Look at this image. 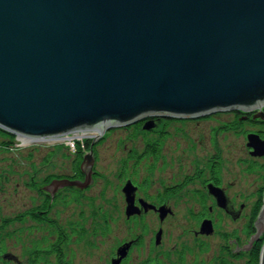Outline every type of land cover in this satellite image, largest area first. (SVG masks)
<instances>
[{"label":"water","instance_id":"1","mask_svg":"<svg viewBox=\"0 0 264 264\" xmlns=\"http://www.w3.org/2000/svg\"><path fill=\"white\" fill-rule=\"evenodd\" d=\"M261 106L264 0H0V130L6 134L39 142L95 130L93 142L103 130L156 116L193 120ZM246 147L250 156L264 157L256 135L247 136ZM86 165L91 169L90 158ZM122 192L126 218L139 215L135 188ZM208 192L227 211L223 191L208 185ZM157 212L160 221L169 213ZM258 213L256 234L231 253L248 251L261 238L264 197ZM200 233H212L209 221ZM130 245L118 248L111 264H120Z\"/></svg>","mask_w":264,"mask_h":264},{"label":"rangeland","instance_id":"2","mask_svg":"<svg viewBox=\"0 0 264 264\" xmlns=\"http://www.w3.org/2000/svg\"><path fill=\"white\" fill-rule=\"evenodd\" d=\"M232 121L229 112L165 122L167 136L162 141H155L156 133L113 129L97 148L93 171L98 176L84 191L60 186L62 182H44L47 174L58 177L70 172L73 155L66 141L10 142L0 136V264H56L48 248L58 240L57 232L26 213L46 201L48 219L67 237L59 249L68 264H109L116 249L136 239L121 264H247L248 253H231L235 249L229 242L235 240L237 247H243L256 234L248 218L258 191L264 190V158L250 156L246 147L250 134L246 132L256 127L235 122L232 128ZM149 140L160 145L157 161L142 155ZM79 144L85 150V143ZM122 161L139 187L137 197L158 202L163 190L179 188L172 197L163 198L172 215L163 222L153 212L136 219L125 217L118 177ZM216 166L214 176L227 197L236 209L243 206L235 221L203 191ZM82 168L88 172L87 165ZM202 193L205 197H200ZM200 214L212 222L214 232L209 236L194 233L199 232ZM159 229L160 243L155 245ZM263 241L264 232L252 248Z\"/></svg>","mask_w":264,"mask_h":264},{"label":"bare ground","instance_id":"3","mask_svg":"<svg viewBox=\"0 0 264 264\" xmlns=\"http://www.w3.org/2000/svg\"><path fill=\"white\" fill-rule=\"evenodd\" d=\"M218 113H229V112H218ZM215 114H217V113H215ZM230 114H232L234 116H237L239 118V121H240L241 125H244V126L247 125V126H250V127H256V129L253 130L252 132H246V133L254 134L257 137H259L261 140L264 141V137H263L264 136V122H261V121L259 122L258 121L259 119H262L264 117V106H261V107L255 109V110L249 111V112L231 111ZM169 121L172 122V121H175V120L166 119V118H160V117L156 116L155 118H152V119L148 118V119L141 120V121H139V122H137V123H135L133 125H129V126H126V127L113 128V129L123 130V128L124 129L132 128L136 132H141L142 134L151 135V134L156 133V137L158 139L156 138L155 141H162L167 136V134H165L166 132L164 131V123L165 122H169ZM113 129L103 130V132L100 135V137H97V139L95 141H93V142H92L93 138L99 135V132L95 131V130L75 131V132H72V133H70L68 135H65V136L48 138V141L52 142V143L56 142V141H66L67 144L70 145L68 147L72 150V152H71V156L73 155L72 164H73V159L76 160V156L78 154L77 151H79L80 152L78 154L79 157L85 160V162L82 165H86L88 158H90L92 160V166H91V169H87L88 172H86V171L84 172L83 169H82L83 173H85L84 175L86 176L85 181H84V183L82 185H80L76 181H73L74 176H75L73 167L70 169V172H68V174H65L64 176L52 177V175L47 174V176L44 178V182L49 183V185L50 184H54V182H56V183L62 182L67 188H71L74 191H84V190H86L88 188V186L92 183L93 178L98 176V174L93 171V165H94L93 157L94 156L91 157V155L89 153L85 154L86 152H84V151H87V150L89 151L90 150V153L91 154L95 153V156H96V152H97L98 146L100 144H102V141L105 139V136H107L109 133H112ZM0 133L1 134H4V133L6 134V132H4L2 130H0ZM7 135L10 136V137H13L12 139H10V142H15L16 139H19V140H21V142L31 143L30 141L26 140V138H24V137H19L18 138L16 135H10V134H7ZM248 135L249 134L246 135V140H247V136ZM80 140L83 143H85L84 144L85 147H86L85 150L82 148V145L79 144V142H81ZM33 142L35 143L37 141H33ZM151 142L152 141H150V140L147 141L145 143L143 149H146L148 146H151V144H150ZM156 144L158 145V143H156ZM80 148H82V150H79ZM249 150H250L249 151V154H250V152L252 150L251 149H249ZM83 152H84V155H83ZM148 154L149 153H147V155L144 154L145 155L144 159L157 161L158 158H159L158 152L155 153V155H151V154L148 155ZM155 157H157V158H155ZM125 163L126 162L122 161L119 164V169H118V177H119L120 183H122V187L123 186H127V185H131V184H135L133 182V179H131L130 176L127 174V171H126V167L127 166L125 165ZM212 172H213V169H212ZM217 173H218V171H217ZM135 194H136V191L134 192V197H135ZM256 197H257V200H258V198H260V205H262L263 204V197H264V190H262V189L259 190L257 195H256ZM261 207L262 206H260V208ZM48 220H49V222H54V221H52L50 219H48ZM49 222H45V223L50 225ZM38 224H40V223H38ZM250 250L244 251V253H249Z\"/></svg>","mask_w":264,"mask_h":264},{"label":"trees","instance_id":"4","mask_svg":"<svg viewBox=\"0 0 264 264\" xmlns=\"http://www.w3.org/2000/svg\"><path fill=\"white\" fill-rule=\"evenodd\" d=\"M0 136L6 137L9 140L13 138V137L8 136L5 133L4 134L0 133ZM155 145L156 144H151V146H148L145 149V151H146L145 155H147V153H149L151 155H155V153L158 152V149ZM77 152H78V154L80 153L79 151H77ZM78 154L76 156V160H75L74 166H73L74 174H75L73 181H76L77 183L82 185L85 181V178H86V176L84 175L85 173H83V171H82V169H83L82 164L85 162V160L80 158ZM158 154H159V152H158ZM155 158H157V157H155ZM217 171H218V166L213 167V174L214 175L217 174ZM47 203L48 202L46 201L45 204H43L42 206L37 207V208L31 210L30 212L29 211L26 212L27 215L30 216L35 221V223H37V224L49 222L48 217H47L48 212L46 211ZM260 206H262V205H260V198H258V201L255 203L254 208L252 209L251 220H250L251 228H252V225H254L253 222L256 221V219H257L256 217H258V214H259L258 212L261 209ZM49 224L57 232V237H58V240H56V242L52 243L50 245V247L48 248L49 254H54L56 256L55 257L56 264H68V263L64 262L61 250L59 249L62 244L67 243V237H65L63 235L62 231L58 228V226L55 222H49ZM261 247H262L261 243L258 242L255 244V246L248 253V263L247 264H259V256H260ZM34 256L36 257L37 254H34Z\"/></svg>","mask_w":264,"mask_h":264},{"label":"flooded vegetation","instance_id":"5","mask_svg":"<svg viewBox=\"0 0 264 264\" xmlns=\"http://www.w3.org/2000/svg\"><path fill=\"white\" fill-rule=\"evenodd\" d=\"M232 115V114H231ZM233 116V121H232V124H230L232 127H233V123H239L240 124V121H239V118L237 117V116H234V115H232ZM264 122V121H263ZM241 125V124H240ZM156 147H157V149H158V152L160 151V145L158 144H156L155 145ZM144 151V153L142 154L143 155V157L145 156L144 154L146 153V151H145V149H143ZM86 153H89L90 155H91V157H93V159H95V162H96V156H95V153H90V150L88 151H85ZM74 161H75V159H73V166H74ZM72 166V167H73ZM212 176H213V178H211L210 176V178H209V180H207V182H204L203 183V186H202V188H203V191H206V194H207V196L208 197H210L211 198V201L215 204V206H216V203H215V200L213 199V197L212 196H210L209 195V192H208V185H213V186H215V187H218V188H220V189H222L223 190V192H224V194H225V196L227 197V194H226V192H225V190H224V188H222L221 187V185L219 184V182H218V180L215 178V176H214V174H213V172H212ZM215 178V179H214ZM135 187H136V193H137V191H138V189H139V187L136 185V184H133ZM178 189L179 188H170V189H165V190H163V192H162V194H163V198L164 199H167V198H170V197H172L173 195H175V193L178 191ZM136 196V194H135V205H137V201L139 200V199H141L140 197H137ZM200 197H205L204 196V194L202 193V195L200 196ZM163 198H160V199H158V202H148L149 201V199L148 198H146V196H145V198H144V200H146V202H148V203H151L152 205H154V207L155 208H158V207H160V206H166L169 210H170V215H172V208H170L169 206H167L165 203H164V199ZM227 199H228V202H229V208L227 209V211H224V210H222V209H220V208H218L217 206H216V208L217 209H219L220 211H222V213L226 216V217H228V218H230L231 220H232V217H235L236 216V213L235 212H237V211H239V208H240V206H239V208L238 209H236L235 208V205H234V203L227 197ZM256 203V202H255ZM255 205V204H254ZM254 205H253V207L251 208V210H250V213H249V218L248 219H250L251 220V214H252V209L254 208ZM148 212H152V211H148ZM147 212V213H148ZM241 212L242 211H240L239 213L237 212V214H239L238 215V217H237V219H239L240 218V216H241ZM227 213V214H226ZM237 219H235V220H237ZM196 220L198 221V222H201V221H203V220H210V219H208V218H205V216H203L202 214H200L199 216H197V218H196ZM235 220H233V221H235ZM211 221V220H210ZM255 222V221H254ZM253 222V223H254ZM212 223V222H211ZM195 234H197V232H194ZM261 236V235H260ZM259 236V237H260ZM231 242V243H230ZM230 242H229V245H231L230 247H234V249L236 250L237 249V243H233L232 242V240L230 239ZM233 253V252H232ZM234 254H236L237 256H239V252L237 251L236 253H234ZM151 264H154V263H151Z\"/></svg>","mask_w":264,"mask_h":264}]
</instances>
